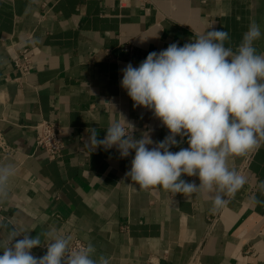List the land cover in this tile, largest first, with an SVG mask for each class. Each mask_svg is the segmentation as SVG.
Listing matches in <instances>:
<instances>
[{"label":"crops","instance_id":"1","mask_svg":"<svg viewBox=\"0 0 264 264\" xmlns=\"http://www.w3.org/2000/svg\"><path fill=\"white\" fill-rule=\"evenodd\" d=\"M253 21L264 33V0H134L124 7L118 0H0V133L14 149L0 147V163L16 167L0 203V240L13 228L32 237L55 229L91 242L110 264H187L195 255L198 264H264V141L247 168V155L229 160L248 182L219 210L200 193L141 188L126 175L134 151L121 158L115 146L88 141V130L103 139L123 117L136 139L162 141L168 129L134 106L121 70L211 27L228 32L226 46L235 49ZM255 47L264 53V36ZM23 48L33 58L26 75L14 63ZM42 121L62 129L65 146L55 158L37 145ZM176 139L170 151L188 147Z\"/></svg>","mask_w":264,"mask_h":264},{"label":"clouds","instance_id":"2","mask_svg":"<svg viewBox=\"0 0 264 264\" xmlns=\"http://www.w3.org/2000/svg\"><path fill=\"white\" fill-rule=\"evenodd\" d=\"M211 29L183 46L172 43L150 52L138 66L129 62L121 70L120 86L134 106L151 110L169 135L155 144L147 134L136 139L134 126L123 117L110 123L103 139L95 128L88 130V141L105 150L115 146L121 158L134 151L126 175L141 188L200 193L212 210H219L229 203L225 197L248 182L229 160L248 155L264 141V53L255 47L264 33L251 22L234 49L226 46L228 32ZM178 136L186 138L188 147L170 151L180 143ZM15 175L14 164L0 163V203ZM185 175L198 177L199 184L182 179ZM259 190L264 193V183ZM31 232L13 228L0 240V264H110L106 256H96L91 242L74 249L70 234L47 229L32 237ZM42 246L46 253L34 256L32 250Z\"/></svg>","mask_w":264,"mask_h":264},{"label":"built area","instance_id":"3","mask_svg":"<svg viewBox=\"0 0 264 264\" xmlns=\"http://www.w3.org/2000/svg\"><path fill=\"white\" fill-rule=\"evenodd\" d=\"M120 6H128L134 0H118ZM141 3H145L146 0H138ZM15 67L22 71L23 74H28L32 70L33 66V58L30 54V51L27 48H23L18 51L15 59H14ZM37 136L36 141L38 147L42 148L46 151L50 158L57 157L60 152L63 150L65 144L62 135V129L59 125L49 122L42 121L35 126ZM0 147L5 154H10L14 149L6 142L4 136L0 133ZM252 150L245 160V168H247L248 163L253 155ZM82 245H86L84 241L79 238H75L72 241L71 247L78 248ZM199 256H193L187 264H198Z\"/></svg>","mask_w":264,"mask_h":264}]
</instances>
